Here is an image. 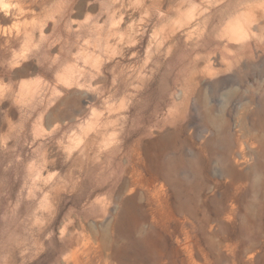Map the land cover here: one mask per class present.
Segmentation results:
<instances>
[{
    "label": "rangeland",
    "instance_id": "rangeland-1",
    "mask_svg": "<svg viewBox=\"0 0 264 264\" xmlns=\"http://www.w3.org/2000/svg\"><path fill=\"white\" fill-rule=\"evenodd\" d=\"M153 1L0 0V264H264V0Z\"/></svg>",
    "mask_w": 264,
    "mask_h": 264
},
{
    "label": "bare ground",
    "instance_id": "bare-ground-1",
    "mask_svg": "<svg viewBox=\"0 0 264 264\" xmlns=\"http://www.w3.org/2000/svg\"><path fill=\"white\" fill-rule=\"evenodd\" d=\"M155 1H157L159 4H163V2H164V0H154L153 2H155ZM260 18H262V15H257L256 17H255V19L253 20V21H249L248 19L246 20V26H248V28L246 29V31H244V35H243V39H244V41H247V42H249L248 40H250L251 39V37H256L258 40H260L261 39V42L264 40L263 38H264V19H263V22H262V24H259L258 25V28H257V31L258 32H260V34L259 35H256V34H254L253 32H252V29H251V25L252 24H254V23H256V22H258V21H260L261 19ZM252 19V18H251ZM246 42V43H247ZM248 46H251V44H250V42H249V45ZM263 127H264V125H262ZM163 142V141H162ZM155 144H157V143H155ZM167 144V143H166ZM166 147V146H165ZM150 149V148H149ZM153 149V148H152ZM167 149V148H166ZM168 151V150H167ZM136 156V155H135ZM149 156V155H148ZM135 159V158H134ZM164 161V160H163ZM163 161H160V160H158V159H153L152 161H151V163H152V165L150 164V166L151 167H149L150 168V171L154 174V175H165V176H169V179L168 180H170V175H171V173L173 172L171 169H169V167H167L165 164H163L164 162ZM149 163V162H148ZM174 183V182H173ZM131 191V190H130ZM189 200L188 199H186V200H182V201H180V200H178V208L180 209V210H184L185 209V207H184V204L185 205H189ZM131 204V203H130ZM134 204V203H133ZM135 206V205H134ZM133 206V207H134ZM138 207V206H137ZM137 207H136V209H135V211L137 210ZM140 207V206H139ZM131 209V208H130ZM130 209H129V211H130ZM133 209V208H132ZM139 209V208H138ZM133 212V211H132ZM190 215H192L193 217H194V215H195V213L193 212V211H191L190 213H189ZM142 218H144V217H133V218H131L130 220H128L127 222H125L124 220H127V219H122L123 220V222L120 224V227H119V231H118V235L119 236H129L131 233H132V231L133 230H135V228H137L139 225H140V223L142 222ZM125 223V224H124ZM128 225V230H130V231H126L125 229H124V227H125V225ZM131 243H132V245H135L136 247L138 246L140 249L144 246V241L143 240H139V239H133L132 241H131ZM98 261L97 262H94V263H92V264H100V262L103 260V258H102V256L101 255H99L98 256ZM99 262V263H98ZM91 263V262H90ZM108 264V263H107Z\"/></svg>",
    "mask_w": 264,
    "mask_h": 264
}]
</instances>
